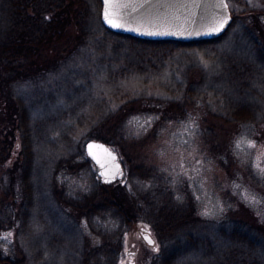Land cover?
Segmentation results:
<instances>
[{
    "label": "rangeland",
    "instance_id": "obj_1",
    "mask_svg": "<svg viewBox=\"0 0 264 264\" xmlns=\"http://www.w3.org/2000/svg\"><path fill=\"white\" fill-rule=\"evenodd\" d=\"M68 2L74 10H89L85 25L91 37L96 38L88 40L89 46L82 49L81 56L72 55L68 59L71 61L65 71L33 88L34 92L25 89L32 103L42 108L44 121L33 176V190L40 189L39 212L32 210L26 234L2 236L8 242L6 250L13 256L17 253L14 250L17 240H21V247L28 248L30 242L38 238L36 248L44 257L40 264H77L81 250L103 243L87 219L81 218L56 196L60 193L69 200L76 193L90 191L98 183L94 164L84 151L89 140L86 117L89 112L91 118L108 113L112 116L111 109L118 111L115 117L122 118L129 134L128 143L123 144L127 146L126 151L121 154L119 151L126 174H132L126 177L125 186L145 190L155 176L141 178L138 164L153 170V175L156 173L169 184L178 200L180 197L193 199L196 216L200 218L194 215L193 219L190 215L187 218L200 235L208 234L215 223L223 219L249 220L253 218V210L264 219V66L253 67L249 61L256 58L247 55L250 36L244 31L243 22L213 43L129 44L112 37V43L120 48L108 49L109 40L101 37L107 33L101 21V2ZM246 2L249 7L264 10L262 0ZM261 36L256 39L260 55L264 48ZM65 48L58 47L61 52L58 55L68 57L70 50ZM124 66L129 70H124ZM252 67L256 69L253 78L244 76ZM119 71L122 76L117 75ZM244 83L251 91L247 90L245 96L238 95L244 90ZM188 88L196 95H193L194 100L188 96L185 102L182 100ZM204 89H207V99L201 98ZM241 98L254 104L253 109L248 106L246 112L253 114V121H226L227 108L240 103ZM178 102L182 103L180 107ZM11 123L10 103L0 99V146L11 135ZM69 137L74 141L68 140ZM76 154H79L77 160L88 164L73 170L68 167L71 162L67 161ZM14 161L10 158L4 166L0 165V210L1 200L15 201L13 193H9L10 178L15 177V172H10L14 170ZM120 197L126 199L124 193ZM95 223L103 228L99 230L95 225L97 230L105 233L111 227L110 219L106 222L99 219ZM147 230L157 248L142 235ZM125 236L118 264L122 261L123 264H150L163 250L169 252L176 244V241H168L164 233L154 230L148 220L133 224ZM183 241L182 245L176 244L181 251L190 242L185 238Z\"/></svg>",
    "mask_w": 264,
    "mask_h": 264
},
{
    "label": "trees",
    "instance_id": "obj_2",
    "mask_svg": "<svg viewBox=\"0 0 264 264\" xmlns=\"http://www.w3.org/2000/svg\"><path fill=\"white\" fill-rule=\"evenodd\" d=\"M88 11L86 8L74 10L68 0H0V99L10 103L12 121L11 135L0 146V165L4 166L10 158H14L15 168L13 167L14 170L10 172H15L14 176L17 178H10L9 193H13L14 203L1 200L0 264H40L44 258L40 249L36 248L38 242L35 241L38 238L33 241L34 243L31 241L28 248L21 247V240H17L14 248L17 253L12 256L11 252L6 250L5 244L8 242L6 243L2 237L4 235L14 237L25 233L32 210H39L37 199L40 189L33 190V176L36 171L37 152L40 151V130L44 121L41 117L42 108L32 103L25 94V89L30 88L33 91V88L52 76H58L67 69L71 61L68 59L72 55L79 57L82 55V49L85 46L88 48V40L96 38L91 37L92 33L85 25ZM104 29L107 33L101 37L103 40H109L108 49L120 48L118 44L112 43V37H119L129 44L177 43L144 41ZM205 43L209 42H202ZM62 45L67 51L70 50L68 57L58 55L61 52L57 49ZM123 69L129 70L126 66ZM117 75L122 76L120 71ZM244 76L253 78V75L250 76L248 73ZM243 88L238 95L245 96L247 90L251 91L248 84L244 83ZM186 91L188 94L182 101H188V96L194 100L193 95L196 94L190 88ZM201 93L203 95L201 98L207 99V89ZM241 99L240 103L227 108L226 121L240 123L253 121L251 118L253 114L249 115L246 112L248 106L252 108L254 104L246 98ZM177 105L180 107L182 103L178 102ZM110 111L112 116H108V113L103 117L95 115L92 118L89 112L86 117L88 126L86 135L89 140L102 141L121 154L127 149L123 144L128 143L129 134L122 118L115 117L118 111L113 109ZM67 134L71 135L69 132ZM68 140L74 141V138L69 137ZM78 158L79 154H76L67 161L71 162L68 164L70 169L78 170L88 164L77 160ZM137 170L141 178L150 179L155 176V180L151 179L150 187L145 190L125 186L126 177L132 176L127 172L125 179L113 186L98 181L90 191L76 193L69 200L60 193L55 195L81 218H86L92 231L103 239L102 244L89 250H81L82 252L78 254L81 260L77 264H118L119 255L125 244L126 231L141 220H148L154 230L168 237V241H176L178 245L183 244L184 238L190 241L182 251L176 244L169 252L163 250L150 264H264V219L259 218L255 210L252 211L253 218L249 220L242 217L223 219L215 223V227L208 234L200 235L193 230L194 224L187 218V215H190V219L196 216L193 199L183 200L180 197L181 200H178L169 184L161 180L156 173L153 175L154 171L148 170L142 163L138 164ZM121 193L126 195L125 200L120 197ZM254 215L258 218H254ZM99 219L103 222L110 219L111 227L108 232L97 230L95 225L99 230L103 229L95 223Z\"/></svg>",
    "mask_w": 264,
    "mask_h": 264
},
{
    "label": "water",
    "instance_id": "obj_3",
    "mask_svg": "<svg viewBox=\"0 0 264 264\" xmlns=\"http://www.w3.org/2000/svg\"><path fill=\"white\" fill-rule=\"evenodd\" d=\"M121 2L129 5L127 8L120 9L122 16L119 22L124 26L114 28L105 22V4L104 0H101V21L103 25L113 33L144 41H170L192 44L216 40L225 34L232 22L230 12L227 9L228 23L219 32L212 31L213 17L225 14L223 9L216 7L219 0H147V2L145 0H121ZM157 17H167L168 26H161ZM90 144L103 146V149L111 152L115 160H112L103 149L93 148L91 151L101 162L106 164L105 168H100L96 159L89 154L88 146ZM84 150L88 158L94 163L97 177L102 184L110 185L125 178L126 169L120 154L108 144L98 140H89L85 143ZM101 172H104L105 175H101ZM142 235L144 237L150 236L154 241V244L150 245L157 248L149 230ZM127 264L132 263L128 262Z\"/></svg>",
    "mask_w": 264,
    "mask_h": 264
},
{
    "label": "flooded vegetation",
    "instance_id": "obj_4",
    "mask_svg": "<svg viewBox=\"0 0 264 264\" xmlns=\"http://www.w3.org/2000/svg\"><path fill=\"white\" fill-rule=\"evenodd\" d=\"M227 3L229 5L228 10L232 18V22L228 30L231 29L233 26H238L240 22H243V25L245 27L244 31H246L248 36H250L249 46L251 48L248 47L247 55L250 56L252 59L256 58L255 60L249 61L251 62V64H253V67L254 65L260 67V64L264 66V48H262L263 52L262 55H260L258 46L256 45V39H258L261 35V37L264 38V10H258L256 7H249L246 0H227ZM244 10H247V12H245ZM226 33L222 37H224ZM221 38L216 40V42L219 41ZM253 67L250 69V71H248V74L255 75L256 69L254 70Z\"/></svg>",
    "mask_w": 264,
    "mask_h": 264
},
{
    "label": "snow or ice",
    "instance_id": "obj_5",
    "mask_svg": "<svg viewBox=\"0 0 264 264\" xmlns=\"http://www.w3.org/2000/svg\"><path fill=\"white\" fill-rule=\"evenodd\" d=\"M147 2V0H145ZM105 4V10H104V19L105 22L108 23L111 27L114 28H121L124 25L119 22V19L122 16V13L120 9L127 8L129 5L127 3H122L121 0H104ZM143 6V5H141ZM228 3L227 0H219L216 7L221 8L224 10L225 14L220 15L218 17H213L214 23L211 25V29L213 32H219L223 29V27L228 23L229 17L227 16L226 12L228 9ZM159 20L161 26H168L169 21L167 17H157ZM149 34H159V33H149ZM239 146V145H237ZM250 147H255L254 144H250ZM89 154L93 156L94 159H96L97 164H99L100 168H105L106 164L104 162H101L99 158L96 157V155L91 151L93 148H100L103 149V146L101 145H89ZM103 151L112 158V160H115V157L112 156L111 152L107 149H103ZM101 175H105L104 172H101ZM107 182V181H106ZM145 229H147V226H144ZM10 235V234H9ZM149 244H154V241L150 238V236L144 237ZM123 264V261L121 262Z\"/></svg>",
    "mask_w": 264,
    "mask_h": 264
}]
</instances>
